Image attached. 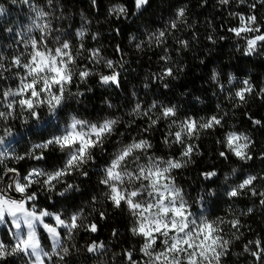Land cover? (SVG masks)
Returning <instances> with one entry per match:
<instances>
[{"label":"clouds","instance_id":"obj_1","mask_svg":"<svg viewBox=\"0 0 264 264\" xmlns=\"http://www.w3.org/2000/svg\"><path fill=\"white\" fill-rule=\"evenodd\" d=\"M217 2L228 6L232 0ZM258 2L264 4V0ZM11 3L27 6L28 12L26 21L17 23L14 36L12 27L5 29L12 40L7 44L0 42V231H6L11 239L7 243L0 238V264L12 260L15 264H189L190 261L191 264H227L230 252L240 264H264L260 258L264 256V238L260 233L243 242L246 236L243 229L249 227L244 221L258 210L264 212V172L245 167L253 161L252 133L238 130L227 119L229 111L219 103L212 114L182 116V104L159 98V90L153 93V85L157 83L165 91L171 88V83L166 81L179 83L188 67L187 63H181L184 52L197 55L193 51V42L199 44L197 34L193 32L190 38L183 36V32L197 24L195 20L191 24L187 22L189 5L176 6L174 17L167 19L163 27L140 25L143 37L136 32L128 33L127 46L137 55L158 50L159 54L154 62L158 70L144 69L139 83L128 80L126 94L122 79H127L131 67L129 53L116 43L118 58L107 54V46L101 42L103 33L93 30V21L83 10L81 23L72 28L71 24L62 26L70 17L65 14L61 0H43V3L11 0ZM206 3L203 0L201 6ZM91 5L98 10L97 0H91ZM241 5L250 10L256 7L248 4V0H236V7ZM149 7V0H134L132 16L139 17ZM129 11L126 3L116 0L107 6V19L123 18L131 23ZM7 13L6 6L0 4V18ZM229 16L238 22L228 28L232 34L231 29L240 26L242 17H257L254 11H232ZM248 26L256 31L234 34L236 41L243 42L236 44V51L243 48L246 57L258 53L262 46L248 50L247 41L259 34L261 22L253 24L250 20ZM207 27L211 31L205 39L212 45L227 39L216 34L210 20ZM115 32L117 37L121 36L119 28ZM88 37L92 47L86 46ZM169 39L176 45L175 57ZM37 50L48 54L49 64L42 63L43 70L33 71ZM203 51L211 56L215 49ZM260 55L264 56V52ZM204 62V58L199 59L201 65ZM56 67L64 73L60 83L53 82L58 75L52 71ZM131 71L139 75L136 68ZM227 76L228 85L237 83L234 71L230 69ZM208 81L225 93L235 107L246 104V94L251 96L254 91L249 76L239 81L240 87L225 92L219 64L212 66ZM113 89L120 93L119 101ZM141 89L147 99L141 96ZM243 89L250 91L241 100L238 93ZM190 91L178 95L187 103ZM97 92L103 93L99 99H95ZM216 95L213 91L212 96ZM89 97L94 99L90 101ZM125 101L130 103L125 106ZM192 102L201 106L207 103L199 95H193ZM95 104L98 110L93 112ZM256 121L261 120H253V126L261 125ZM217 128L223 130L215 138L217 160L212 159L213 153L209 151L206 170L197 173L200 186L193 193L196 181L184 173L196 165V158L204 156L198 142ZM33 132L37 133L35 138ZM158 132L163 133L159 143L155 140ZM229 136L239 139L229 144ZM21 138L26 144L16 143ZM237 150L244 155H236ZM50 153L62 157L51 167L47 155ZM229 155L236 163L229 161ZM221 158L228 164L222 175L221 169L215 167ZM257 159L264 160V153ZM26 162L22 172L18 166ZM181 177L192 181L191 186L183 184ZM249 194L258 198V204L243 208L236 203ZM72 197L78 198L74 206L63 203ZM57 200L62 203L58 204ZM217 200L229 202L223 205L224 215L212 214L213 202ZM109 204L114 212H124L128 217L127 229L114 226L108 238L93 239L100 225L112 215ZM177 211L181 214L177 215ZM141 224L146 228L158 224L176 227L159 232L157 242L153 243L139 232ZM209 232L211 238L206 239ZM82 234H85L83 240ZM125 235L130 237V247L117 248L119 239ZM132 241H138V245ZM238 242L242 244L240 251L234 250ZM129 253L141 259H132ZM245 256L251 258L245 261L242 259Z\"/></svg>","mask_w":264,"mask_h":264},{"label":"trees","instance_id":"obj_2","mask_svg":"<svg viewBox=\"0 0 264 264\" xmlns=\"http://www.w3.org/2000/svg\"><path fill=\"white\" fill-rule=\"evenodd\" d=\"M38 2L43 3V0H38ZM113 2H116V0H97V10L93 9L91 0H61V3L64 5L65 14L69 15L70 17L68 20L63 22L62 26L67 27L68 24H71L72 28L78 27L81 23L80 11L83 10L88 18L92 19L93 30H98L103 33L101 42L107 46L105 49L107 54L118 58L115 52V44H121L122 51L129 53L128 58L131 61V67H129L127 79H122V88L124 92L128 94V80L139 83L141 77L144 74V69L150 68L154 71L158 70L154 62L159 54L158 50L156 52H146L143 56L137 55L127 46L128 33L136 32L141 37H143L144 33L141 31V28L139 27L140 25H151L152 28L163 27L167 19L174 17L173 9L180 4L187 3L189 5L187 22L191 24L195 20L197 21V24L194 29L183 32V36L185 38H190L193 32L197 34L199 44L197 45L196 42H193V51L196 52L197 55H193L192 52H184V59L181 61V63H187L188 67L179 83L174 81H166L171 83V88L168 91H165L157 83L153 85V93L159 90V98L164 99L166 102H177L182 104V116L191 114L194 117H198L200 115L212 114L217 111L216 104L219 103L224 110L229 111L230 115L227 119L231 120L232 123H235L238 130L250 131L252 133V138L255 140L253 161L250 166L245 167H250L251 169L264 172V160L257 159L260 153H264V91H261V89H264V56L260 55L261 52H264V45L260 47V51L258 53L253 56L246 57L243 55V48H241L240 52L236 51V44H242L243 42L236 41L234 34L228 32L229 27L236 26L238 23L237 21L232 20L229 16V13L232 11H242L245 13L254 11L258 17V20L261 22V28L264 29V19H262L264 18V4L259 3L258 0H248V4L256 5L254 10H250L246 5H241L239 8H237L236 0H232V3L228 6L219 5L217 0H207V3L203 6H201L203 4V0H149L150 7L146 9L139 17H133L132 12L134 11V0H120V2L126 3L129 7V19L132 22L128 23L123 18H121L119 21L115 20V17H113L111 20L107 19V6L109 3ZM0 4H4L8 9L6 16L0 18V42L7 44L12 40V38L5 33V29L7 27H12L14 36L17 23L22 24L26 21L25 14L28 12V8L22 4L19 6L14 5L11 3V0H0ZM209 20L216 28V34L226 36V40L222 42L218 41L216 45H212L205 39V37L211 31L207 27V22ZM97 21H101V23L97 25ZM103 21L107 22L105 23ZM183 27V25L180 26L181 29H183ZM116 28L120 29V37H117L116 35ZM168 44L173 49L172 55L175 57L176 45L173 44L171 39H169ZM86 46H93V42L91 41L90 37L87 39ZM204 48H208L210 51L215 49V51L212 52L211 56H206L205 52L203 51ZM149 57H151V59H149ZM200 58H204L205 60L203 65L199 63ZM137 61H139V63H137ZM216 64H219L220 67V82L224 85L225 92H231L233 88L240 87V80L249 76L251 77V82L254 85V91L251 96L246 94V104H242L240 107H235L233 102L226 98L225 93L220 92L216 85L210 84L208 77L211 75L212 66ZM131 68H136L139 75L133 73ZM230 69L234 71L237 76V83L235 85H228L227 82V73ZM198 71L200 73L199 75H197ZM13 83H15V81H13ZM92 83H95L94 79ZM73 87L75 86L73 85ZM187 89H191V91L188 93V102L186 103L185 100L180 95H178V92L183 93ZM213 91L217 92L215 97L212 96ZM113 93L116 97V100L119 101L121 98L120 93L115 91V89H113ZM102 95L103 93L97 92L95 99H99ZM193 95L201 96L202 99L207 101V103L201 106L195 102H192ZM141 96L147 99L144 97L142 89ZM93 99V97H89L90 101ZM128 103H130V101H125V106H127ZM96 110H98V104L94 105L93 112ZM61 115H63V113H61ZM255 119L261 120V125L253 126V120ZM142 123V121H137V124ZM163 127L164 125L161 124V128ZM17 128H19L18 124ZM121 130H123V125L121 126ZM46 131H48V129L40 132L39 135L43 136ZM222 132V129L217 128L214 133L210 131L198 142L200 144L201 150L204 152V156L196 158V165L184 173L185 176L191 175L192 180L196 181L195 187L192 188L193 193H195L200 186L201 181L197 178V173L201 170H206L205 162L208 159L209 151L213 153L212 159L217 160L215 138L217 136H221ZM32 134L34 138L37 135L36 132H33ZM162 135V132H158L156 134L155 140L157 143H159V139ZM22 141H24L26 144V140H24V138L17 140L16 143L20 145ZM175 151L178 152L179 149L177 148ZM47 155L49 167L52 166L53 162L62 159V157L55 153H50ZM229 161L231 163H236L231 155H229ZM27 163L28 162L18 166L22 172L25 170ZM215 167L221 169V175L223 174L224 170H228V164H226L222 158L218 160ZM242 175L243 173H241V176ZM237 178L239 179L240 177ZM181 182L187 186H191L192 184V181L183 179L182 177ZM216 183H218V181ZM92 187L94 189V184ZM83 195L86 197L88 195V191L86 190ZM77 200V197H72L69 200L63 201V203H67L69 206H74L77 203ZM42 202L46 203V201ZM57 203H62V201L57 200ZM227 203H229L227 200L222 202L217 200L213 202L212 207L214 212L212 214L224 215L223 205ZM236 203L241 207L246 208L253 203L258 204V198H251L249 194L248 197H241L236 201ZM48 207H51V205H48ZM108 208L112 215L105 224L100 225L98 235L94 236L93 239L108 238L110 236L111 228L114 226H118L125 231L127 229L128 217L124 214V212H114L110 204L108 205ZM244 222L249 225V227L243 229V231L246 233L243 242H246L247 239L253 238L257 232L260 233L262 238H264V212L258 210L254 212L253 215L247 217ZM97 223L99 224V221H97ZM253 229L255 231H253ZM0 238L4 239L7 243H11V239L9 238L6 231H0ZM84 238L85 234H82L81 240ZM129 239L130 237L128 235L121 237L116 247H130ZM44 241L45 243L48 242L46 235L44 236ZM132 242L137 243L138 245V241ZM234 250H242V244L238 242L237 245H235ZM250 258L251 257L245 256L242 259L246 261ZM120 259H123V257ZM134 259L139 260L141 257L137 255L134 256ZM9 264H15V261L12 260L9 262ZM227 264H240V261L233 258L230 252Z\"/></svg>","mask_w":264,"mask_h":264},{"label":"snow or ice","instance_id":"obj_3","mask_svg":"<svg viewBox=\"0 0 264 264\" xmlns=\"http://www.w3.org/2000/svg\"><path fill=\"white\" fill-rule=\"evenodd\" d=\"M252 21L253 24L258 22V17L256 16H251V17H242L240 20V26L239 27H234L231 29V31L236 35V36H240V35H246V34H250L253 31H256V29L254 27H249V21ZM248 43V50L251 52L253 49H255L258 45H264V29L260 28L259 29V34H257L256 36L248 39L247 41ZM37 57H39L40 59H37ZM33 63L35 65V67L33 68V71L36 70H43L41 68V64H49V57L48 54L46 52H40L39 50H37L35 56L33 57ZM52 71L56 72L58 75L57 77L53 78V82L54 83H60V81H62L64 79V73L63 70L60 69L59 67L53 68ZM34 87V85H33ZM247 91H250V89H243L240 93H238V95L240 96L241 100L245 99V93ZM217 124H219V121H216ZM257 124H261V121H256ZM192 127L195 128V123H192ZM239 139L238 136H229L228 137V142L229 144H233L235 143L237 140ZM236 155L238 156H243L244 153H242L241 151L237 150L236 151ZM247 183H251V181H248ZM30 207V206H29ZM133 207H135V205H133ZM177 215H180L181 213L179 211L176 212ZM175 225H168V224H158L156 227L152 228H146L143 224L140 225L139 227V232L146 238L151 239L153 243L157 242V234L165 229L168 230H174L175 229ZM209 228H211V226L209 225ZM95 226H93V231H95ZM211 238V232H209L208 237H206V239ZM186 246L188 245V242L185 241ZM157 246H159L157 244ZM171 250V249H170ZM178 250V249H177ZM129 257L134 259V257H132V254L129 253ZM262 260H264V256L260 257ZM189 264H191V261L189 262Z\"/></svg>","mask_w":264,"mask_h":264}]
</instances>
